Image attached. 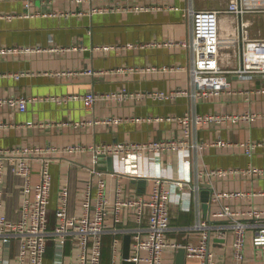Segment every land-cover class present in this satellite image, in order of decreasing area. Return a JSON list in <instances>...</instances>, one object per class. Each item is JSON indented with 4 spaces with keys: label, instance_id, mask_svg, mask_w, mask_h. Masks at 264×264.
<instances>
[{
    "label": "crops",
    "instance_id": "0c3cea01",
    "mask_svg": "<svg viewBox=\"0 0 264 264\" xmlns=\"http://www.w3.org/2000/svg\"><path fill=\"white\" fill-rule=\"evenodd\" d=\"M229 0H32L29 8L26 0H0V14L14 12L30 15H17L8 19L0 17V47L10 48L0 54V97L25 95L29 98L26 110L7 103L0 104V147L21 145L69 144L90 145L97 142L148 141L181 135V125L175 121L157 120L158 116L181 115L188 110L201 113L244 112L252 109L264 113V93L253 94L249 99L246 93H232L214 96L208 100L195 101L188 96H178L171 100L131 98L124 102L99 99L93 106H87L81 99L67 101L47 100L46 96L85 93H99L127 87L131 90H169L189 86L187 70L145 71L141 67L151 65L188 64L189 51L170 41L185 39L190 34L189 19L185 15L191 4L196 8H219ZM114 7V8H112ZM99 11V9H106ZM253 20L251 33L264 38V13L249 14ZM224 18V17H223ZM262 28H256L258 24ZM229 17L223 19V31H231ZM134 43L137 46H129ZM229 62L238 64V55L233 49ZM136 67L133 71H121V67ZM93 68L94 73L65 71ZM23 72L16 78L7 73ZM235 79H243L231 75ZM250 80L251 87L264 86V75ZM249 88V87H248ZM144 117L136 121L124 119L119 123L90 122L85 125L66 123L68 120L105 119L107 117ZM152 117V119H146ZM43 122L29 125L27 122ZM198 137L212 142L222 137L233 142L256 139L264 141V116L253 121L239 123L212 122L200 126ZM201 166L246 167L249 164L264 166V146L253 155H247L240 145L208 146L198 153ZM110 156H104L99 166L105 171L108 193L114 196L116 179L112 172L119 169L130 174L164 173L169 176H182L187 172L182 151L165 154L142 153L141 155L114 156L113 169ZM93 152L85 150L64 154L54 159L51 165L53 185L51 190V215L58 201L62 183L69 181L71 188L70 208L78 209L82 199V189L89 178L88 166L92 164ZM85 165V166H84ZM39 168V164H36ZM38 174V173H36ZM122 177L128 192L149 193L153 182L145 177ZM217 189H264V175H220L214 179ZM6 203L15 207L19 201L20 179L6 174L3 179ZM211 188L204 186L201 191L202 215L214 223L225 220L208 218L219 205L210 203ZM233 207L247 208L249 202L264 207V195H251L241 200H228ZM205 205L207 207L205 208ZM195 211L172 207L170 238L185 241H198L199 231L185 229L194 220ZM125 224L121 223V226ZM137 225L131 221L130 231H118L124 248V237L132 234ZM145 225V224H144ZM114 233L104 237V264H111V242ZM232 232L219 238L212 230L211 249L216 253L220 264H233L231 247ZM52 251V249H50ZM108 254L106 255V252ZM251 240L247 242V259L253 262L256 255ZM49 253V252H48ZM177 251L167 249L165 264H176ZM106 257V258H105ZM199 260L186 256L185 264H198ZM45 264H53L47 254ZM143 264V263H142Z\"/></svg>",
    "mask_w": 264,
    "mask_h": 264
},
{
    "label": "built area",
    "instance_id": "2783aa9c",
    "mask_svg": "<svg viewBox=\"0 0 264 264\" xmlns=\"http://www.w3.org/2000/svg\"><path fill=\"white\" fill-rule=\"evenodd\" d=\"M26 7L32 0H26ZM114 8V7H112ZM99 9V11L107 10ZM264 13V0H229L219 8H196L188 6L185 15L189 19L190 34L185 39L170 41L179 44L189 51L188 64L151 65L141 67L145 71H178L187 70L189 86L169 90L134 91L127 87L110 92L88 91L66 96H46L47 100L67 101L81 99L87 106H93L99 99L124 102L131 98L143 100L148 97L157 100H171L178 96H188L195 101L208 100L214 96L228 93H246L250 99L253 94L264 93V86L237 89L229 77L236 75L243 79H253L264 75V38L254 37L251 33L253 20L249 14ZM24 13H4L0 17L8 19ZM229 17L231 31H223V19ZM129 46H137L129 43ZM0 47V54L9 50ZM228 49L238 55L237 65H232ZM136 67H121V71H133ZM94 73L93 68L65 71ZM16 78L23 72L7 73ZM29 98L25 95L0 97V104L16 106L26 110ZM264 116V113L248 109L244 112L228 111L222 113H201L188 110L181 115L158 116L157 120L175 121L181 125L179 137L150 139L148 141H113L97 142L90 145L69 144L63 147L55 145H21L0 147V264H45L50 246H52L53 264H104V237L113 232L111 242V264H165L164 253L167 249L177 251L186 249V256L197 258L198 264H220L216 253L211 249L212 230L217 231L219 238L227 237L232 232L231 247L233 264H264V207L249 202L247 208L233 207L228 200H241L251 195H264V189H217L214 179L220 175L236 174L252 177L264 175V166L249 164L246 167H208L201 166L198 153L208 146L240 145L247 155H253L263 140L248 139L240 142L218 137L209 142L198 137L200 126L212 122L239 123L253 121ZM124 119L140 121L144 117H107L105 119L68 120L66 123L85 125L90 122L119 123ZM152 119V117L146 118ZM29 125L43 122L30 120ZM4 122L0 121V125ZM90 150L93 152L92 164L88 166L89 178L82 189V199L78 209L70 208L71 188L69 181L62 183L58 201L51 215V190L53 174L51 165L58 156ZM172 151L183 152V162L187 172L182 176H169L164 173L130 174L123 170L112 172L116 186L114 196L108 193V181L105 171L99 166L100 155L128 156L142 153L165 154ZM39 164V168H35ZM85 166V165H84ZM20 179L18 190L19 201L15 207L6 203L7 189L3 184L6 174ZM39 174L34 182L33 175ZM145 177L152 180L149 193L128 192L122 177ZM204 186L211 188L210 203L219 207L211 212L208 218L225 220L214 223L202 215L201 191ZM180 210L195 211L194 220L185 229L199 231L198 241H181L170 238L172 207ZM131 221L137 223L131 231V251L123 257L121 238L118 231H130ZM121 223L125 224L121 226ZM145 224V225H144ZM251 240L256 255L253 262L247 259V242Z\"/></svg>",
    "mask_w": 264,
    "mask_h": 264
},
{
    "label": "water",
    "instance_id": "95a60500",
    "mask_svg": "<svg viewBox=\"0 0 264 264\" xmlns=\"http://www.w3.org/2000/svg\"><path fill=\"white\" fill-rule=\"evenodd\" d=\"M231 77H229L230 79ZM106 155H100V160L103 159V157ZM110 160H111V166L110 168L113 169V161L114 158L112 155H110ZM207 207V205H205V208ZM131 234H126L124 237V248H123V257L127 258L130 251H131ZM125 264H135V262H131V261H127L126 259H124L123 261ZM186 262V249L184 247H180L177 250L176 253V264H185Z\"/></svg>",
    "mask_w": 264,
    "mask_h": 264
},
{
    "label": "rangeland",
    "instance_id": "374dc122",
    "mask_svg": "<svg viewBox=\"0 0 264 264\" xmlns=\"http://www.w3.org/2000/svg\"><path fill=\"white\" fill-rule=\"evenodd\" d=\"M256 28H262V26H261V24L259 23L258 25H257V27ZM255 36H258V35H255ZM254 36V37H255ZM248 83H250V80L249 79H235L234 80V84H235V88H237V89H247L248 87L250 88L251 86H250V84H248ZM35 166V168H36V164L34 165ZM38 179H39V174H34L33 175V180H34V182H37L38 181ZM53 247L52 246H50V248H49V253H48V255L52 258V256H53V251H51L50 249H52ZM108 254V251L106 252V255ZM106 258V257H105ZM142 264V263H141ZM144 264V263H143Z\"/></svg>",
    "mask_w": 264,
    "mask_h": 264
}]
</instances>
